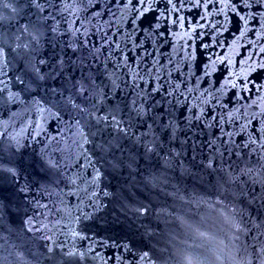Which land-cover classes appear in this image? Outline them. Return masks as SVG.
Segmentation results:
<instances>
[{
	"label": "water",
	"instance_id": "1",
	"mask_svg": "<svg viewBox=\"0 0 264 264\" xmlns=\"http://www.w3.org/2000/svg\"><path fill=\"white\" fill-rule=\"evenodd\" d=\"M0 50V264H264V0H0Z\"/></svg>",
	"mask_w": 264,
	"mask_h": 264
},
{
	"label": "snow or ice",
	"instance_id": "2",
	"mask_svg": "<svg viewBox=\"0 0 264 264\" xmlns=\"http://www.w3.org/2000/svg\"><path fill=\"white\" fill-rule=\"evenodd\" d=\"M0 52H2V50H0ZM38 71V70H37ZM105 119H107V117H105ZM112 120L113 121H116V117L115 116H112ZM78 123V122H77ZM116 128L119 130V131H123V132H127V130L126 129H124V128H121L120 127V122L119 121H116ZM98 171V170H97ZM98 175H99V172H98Z\"/></svg>",
	"mask_w": 264,
	"mask_h": 264
}]
</instances>
